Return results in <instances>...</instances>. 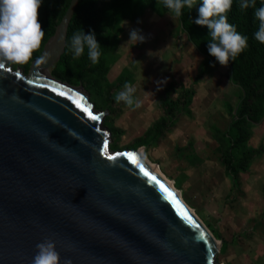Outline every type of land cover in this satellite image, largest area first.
I'll use <instances>...</instances> for the list:
<instances>
[{
    "label": "water",
    "instance_id": "obj_1",
    "mask_svg": "<svg viewBox=\"0 0 264 264\" xmlns=\"http://www.w3.org/2000/svg\"><path fill=\"white\" fill-rule=\"evenodd\" d=\"M79 1L70 2L44 46V63L33 61L29 73L8 63L0 69V264H31L46 237L57 241L61 264H218L216 240L178 193L136 151L108 147L116 157L108 159L105 114L83 87L48 73L65 52ZM53 87L82 95L101 119L90 120L75 97L57 95Z\"/></svg>",
    "mask_w": 264,
    "mask_h": 264
},
{
    "label": "rangeland",
    "instance_id": "obj_2",
    "mask_svg": "<svg viewBox=\"0 0 264 264\" xmlns=\"http://www.w3.org/2000/svg\"><path fill=\"white\" fill-rule=\"evenodd\" d=\"M132 29L145 42L127 43ZM96 39L98 63L81 69L71 53L51 76L83 87L105 114L111 152L136 151L159 168L218 243V264H264V98L242 117L245 91L230 65L200 52L163 5L111 22ZM126 82L139 107L114 100Z\"/></svg>",
    "mask_w": 264,
    "mask_h": 264
},
{
    "label": "clouds",
    "instance_id": "obj_3",
    "mask_svg": "<svg viewBox=\"0 0 264 264\" xmlns=\"http://www.w3.org/2000/svg\"><path fill=\"white\" fill-rule=\"evenodd\" d=\"M196 0H158L171 17H179L182 10L192 9ZM43 0H0V68L7 63L24 65L33 54L40 49L45 37V31L39 20V10ZM233 0H201L198 18L194 23L209 29L208 52L222 66H228L230 60H235L248 47V38L240 34L236 27L228 21L227 13L231 10ZM254 8V17L259 21L254 38L264 44V6L256 8V0H240L241 11ZM127 43L145 42V36L140 30L132 29ZM100 44L94 32L86 34L83 29L75 32L70 41V50L74 59H79L85 48L93 64L99 62ZM47 54L38 58V63L47 60ZM135 87L126 82L122 90L114 95L117 103L139 107L140 101L134 99ZM31 264H61V256L57 250V241L46 237L36 245V254ZM63 264H72L66 259Z\"/></svg>",
    "mask_w": 264,
    "mask_h": 264
},
{
    "label": "trees",
    "instance_id": "obj_4",
    "mask_svg": "<svg viewBox=\"0 0 264 264\" xmlns=\"http://www.w3.org/2000/svg\"><path fill=\"white\" fill-rule=\"evenodd\" d=\"M72 0H43L39 10V20L45 31V37L39 50L32 59L24 64L17 65L8 63L14 69L22 68L27 72L43 51L44 46L55 34L57 26L61 23ZM112 0H80L71 21L67 46L64 54L57 62L59 69H64L68 63V58L72 53L70 41L75 32L83 29L86 34L95 33L96 37L104 27L111 22L120 23L130 18L134 13L141 12L146 8L156 10L160 7L158 0H116V5H111ZM201 0H196L194 7L190 10L185 7L182 10L181 22L184 31L189 36L192 43L209 57L213 62L219 63L216 58L208 52L209 29L206 26H199L194 23L198 18V9ZM240 0H233L231 10L227 13L228 21L233 24L237 31L248 38V47L234 61L229 64L232 70V77L236 84L245 91V98L240 106V115L243 117L247 112L258 113L264 98V44L254 38V33L258 30L259 21L254 17V8L241 11ZM264 6V0H256V8ZM79 67L87 69L90 65L88 49L85 48L83 55L78 59ZM56 63V64H57ZM55 64V66H56ZM69 80V79H67Z\"/></svg>",
    "mask_w": 264,
    "mask_h": 264
},
{
    "label": "snow or ice",
    "instance_id": "obj_5",
    "mask_svg": "<svg viewBox=\"0 0 264 264\" xmlns=\"http://www.w3.org/2000/svg\"><path fill=\"white\" fill-rule=\"evenodd\" d=\"M2 69V68H0ZM19 75V73H18ZM29 83H32V81H29ZM41 87H49V85H41ZM52 91L56 92L57 95H60V96H66L68 98H72V97H75V99H73V103L75 104V106L80 109L90 120L92 121H99L101 119V117L99 115H96L93 113L92 109H91V105L89 104H86L84 103L85 101V97H83L82 95L78 94V93H71V92H68L66 93L65 91H63L62 89H57L55 87H53L51 89ZM108 147H109V144H108V141L105 139L103 141V151H104V154L107 155V158L108 159H115L116 157L115 156H112V155H108ZM122 155L128 157L130 160H132L133 162H135L136 160V157L131 154V153H123ZM140 171L143 172L144 175L146 176H149L151 180L155 181L157 184L160 185L161 189H163L165 192H168V189L165 188V186L163 184H161L155 176H152L145 168L143 165H140ZM173 194L171 192H168V196H172ZM174 204L178 205L179 206V201L178 200H175L173 199L172 201ZM181 213L182 215L191 223L195 224V221L192 220V218L187 214L186 211H184L182 208H181ZM197 228H199L200 226L198 224L195 225ZM200 239L202 240H205L206 239V236H205V233L204 232H201L200 233Z\"/></svg>",
    "mask_w": 264,
    "mask_h": 264
},
{
    "label": "bare ground",
    "instance_id": "obj_6",
    "mask_svg": "<svg viewBox=\"0 0 264 264\" xmlns=\"http://www.w3.org/2000/svg\"><path fill=\"white\" fill-rule=\"evenodd\" d=\"M56 64V63H55ZM55 64H53V65H55ZM47 71H48V73L51 75V73H50V66H48V68H47ZM140 155H141V153H139ZM142 156V155H141ZM149 164V163H148ZM150 165V167L161 177V178H163L161 175H160V171H159V168H157V167H153L151 164H149ZM159 173H158V172ZM164 180H165V178H163ZM166 181V180H165ZM167 182V181H166ZM167 184H168V186H170L172 189H174V187H173V185L172 184H169L168 182H167ZM175 190V189H174ZM176 191V190H175ZM179 195V194H178ZM179 198L181 199V197L179 196ZM182 200V199H181ZM183 201V200H182ZM216 245H217V247H218V249H219V246H218V243H216Z\"/></svg>",
    "mask_w": 264,
    "mask_h": 264
}]
</instances>
